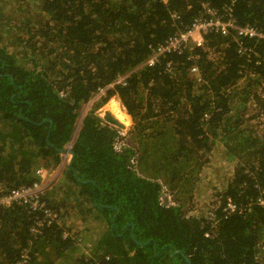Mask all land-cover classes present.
Returning <instances> with one entry per match:
<instances>
[{
  "label": "trees",
  "instance_id": "obj_1",
  "mask_svg": "<svg viewBox=\"0 0 264 264\" xmlns=\"http://www.w3.org/2000/svg\"><path fill=\"white\" fill-rule=\"evenodd\" d=\"M204 5L264 34V0H0V201L51 178L42 208L0 205V264H264V39L210 30L150 64Z\"/></svg>",
  "mask_w": 264,
  "mask_h": 264
},
{
  "label": "built area",
  "instance_id": "obj_2",
  "mask_svg": "<svg viewBox=\"0 0 264 264\" xmlns=\"http://www.w3.org/2000/svg\"><path fill=\"white\" fill-rule=\"evenodd\" d=\"M231 28L235 29L237 36L242 38L264 39V34L250 25L244 27L235 26L229 9L223 8L221 10H215L211 9L208 5H204V13L195 21L192 27L185 32L179 31L175 36L170 37L164 45H160L157 55L150 60V64H153L156 61L157 56L164 52L174 51L181 53L189 46L190 49H193L194 47H203L204 37L210 30L218 32L222 36H226ZM242 49L243 47H241L240 52H242ZM246 55L250 56V54ZM196 70L197 68L195 67L192 69V72H195ZM114 148L117 151H121L123 148L122 142L115 141ZM68 156L69 154L66 153L65 158ZM37 174L41 178L40 182L34 183L30 187H20L12 190L7 197L0 201V205L10 206L14 203H22L29 205L32 209L42 208L44 203L41 202V196L50 185V181L47 179L46 174L42 169H39ZM160 203L166 206L175 205L165 187H163L160 196ZM235 209L236 206L234 203L229 201L225 211L233 212ZM43 212L45 218L36 223V227L33 231H38L39 228L44 225H50L53 222H57V215L51 210L45 208ZM64 237H67L66 233L64 234ZM27 259L28 255L27 252H25L22 256V261L19 262V264H27Z\"/></svg>",
  "mask_w": 264,
  "mask_h": 264
},
{
  "label": "rangeland",
  "instance_id": "obj_3",
  "mask_svg": "<svg viewBox=\"0 0 264 264\" xmlns=\"http://www.w3.org/2000/svg\"><path fill=\"white\" fill-rule=\"evenodd\" d=\"M94 102V100H93ZM92 102L90 104H87L85 108L81 111L80 117L83 118L88 110L91 108ZM118 106V109L122 112V115L127 118V124H125V129L122 131L121 128H118L120 131V134L122 136H126L129 129L132 127V120L131 118L124 112L122 109L120 103L115 98H112L107 104H105L102 108L98 110V115L101 118H105L107 115L112 116L113 118L117 119L119 122L121 119L117 118L115 115V107ZM252 135L257 136H264V117L259 120V122H256L255 126H253V132Z\"/></svg>",
  "mask_w": 264,
  "mask_h": 264
},
{
  "label": "water",
  "instance_id": "obj_4",
  "mask_svg": "<svg viewBox=\"0 0 264 264\" xmlns=\"http://www.w3.org/2000/svg\"><path fill=\"white\" fill-rule=\"evenodd\" d=\"M104 120L106 121V122H108L109 124H111V125H113V126H117V127H119V128H121V129H125V124H126V121L125 120H120V122L117 120V119H115V118H113L112 116H110V115H107L105 118H104ZM64 152H68L70 155H71V157H73V155H74V152L71 150V149H65V150H62V152L61 153H64ZM133 239H134V237H132ZM135 240V239H134ZM140 246H142V245H146V244H148L149 243V241H147L146 243H139V242H137ZM154 250L156 251V248H154ZM179 253H182V251L181 250H176V251H174L173 253H172V255H178ZM186 260H187V262H188V264H190V260L186 257Z\"/></svg>",
  "mask_w": 264,
  "mask_h": 264
},
{
  "label": "crops",
  "instance_id": "obj_5",
  "mask_svg": "<svg viewBox=\"0 0 264 264\" xmlns=\"http://www.w3.org/2000/svg\"><path fill=\"white\" fill-rule=\"evenodd\" d=\"M71 160H72V157H71V155H69V156L65 159V162H66V163H70ZM63 168H64V167H63ZM41 169L45 172L47 179H48V180H51V178L49 177V175H48V173H47V169H46V168H41ZM61 174H62V173H61V171H60V167H57V169L54 170L52 176H53L54 178H58V177L61 176Z\"/></svg>",
  "mask_w": 264,
  "mask_h": 264
},
{
  "label": "bare ground",
  "instance_id": "obj_6",
  "mask_svg": "<svg viewBox=\"0 0 264 264\" xmlns=\"http://www.w3.org/2000/svg\"><path fill=\"white\" fill-rule=\"evenodd\" d=\"M114 113H115L117 118H119L121 120H125L126 124H127V118H125V116L122 115V112L118 109V106L115 107V112Z\"/></svg>",
  "mask_w": 264,
  "mask_h": 264
},
{
  "label": "clouds",
  "instance_id": "obj_7",
  "mask_svg": "<svg viewBox=\"0 0 264 264\" xmlns=\"http://www.w3.org/2000/svg\"><path fill=\"white\" fill-rule=\"evenodd\" d=\"M117 127V126H116ZM117 128H119V127H117ZM121 130H124V129H121ZM67 149H70V148H67ZM65 153H67V154H69L68 152H65ZM70 155V154H69Z\"/></svg>",
  "mask_w": 264,
  "mask_h": 264
}]
</instances>
